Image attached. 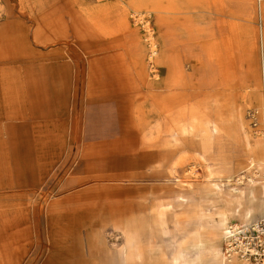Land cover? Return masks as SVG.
I'll use <instances>...</instances> for the list:
<instances>
[{"label":"rangeland","instance_id":"374dc122","mask_svg":"<svg viewBox=\"0 0 264 264\" xmlns=\"http://www.w3.org/2000/svg\"><path fill=\"white\" fill-rule=\"evenodd\" d=\"M143 1L0 0L6 109L22 112L0 114V264H183L191 241L200 264H264V0ZM69 14L100 40L128 26L57 44ZM56 47L78 68L64 106Z\"/></svg>","mask_w":264,"mask_h":264},{"label":"crops","instance_id":"0c3cea01","mask_svg":"<svg viewBox=\"0 0 264 264\" xmlns=\"http://www.w3.org/2000/svg\"><path fill=\"white\" fill-rule=\"evenodd\" d=\"M121 2L122 1L115 3L114 7L121 6ZM104 7H107V5H104ZM68 17L70 19L69 20L70 27L67 30L66 29L64 30V24L65 23L63 22L62 18L60 17L58 19V29H61V30H58L57 44L61 41V38H63L66 34H68L67 38L70 40H73L74 41L73 44L80 43L86 47L93 46V45L94 46L95 45H102V44L112 45L116 42L115 41L116 39L114 38V36H115V33L117 32V30L120 27H123V25H125L126 27L128 26L127 20L120 19L119 20V26L114 27L115 29L113 30V32L107 33V35H105L103 37L101 36V40H100V39H97L100 37V36L97 37V35H96L97 32H94V31L90 30L88 27H86L87 24L95 23V21H93V20L91 21V19H85L86 20L85 22L87 24H85V26H84L83 24L79 23V21L76 19V17L73 14H69ZM13 30H14V28H13ZM15 31H13V33L15 34L16 37L19 38L20 34H21L20 31H18L16 29H15ZM49 54H50V56H53L55 59L63 60L61 63H59L57 65L55 70L52 72V76L54 77V81L57 82V96L56 97L58 98V102L60 103V105L64 106L66 103L68 83H69V80L71 79L73 71L75 72V75H74L75 86L77 84V76H78L77 62H75L73 60V57H71L70 53H69V56L66 57L65 53L59 47H56L54 50L50 51ZM90 66H91L90 71H91V74L93 75L95 72H97V69L94 68V65L92 63ZM72 67H75V69H72ZM88 83H90V80H88ZM7 91H10V93H11V86L8 84V79L4 75L0 74V114H3V113L22 114V112L19 110L10 111V110L6 109V107L8 105V101L6 99H7L8 95H10L9 93H6ZM6 95H7V97H6ZM17 95L18 96L20 95V89H19V92ZM116 115H117L118 123H120L121 119H120V116L118 114V111H116ZM134 116H135V112H134ZM138 118H139L138 116L134 117V120H136L135 123H137V124L140 123V120ZM11 119L16 120L13 117L10 118V120ZM22 119H24V118H21V120ZM3 120H9V119L8 118L5 119V118L0 117V121H3ZM251 160L255 162L253 157L250 156L248 161H251ZM247 166H248V163L245 166V169ZM45 169H46V167L45 168L43 167L42 170L45 171ZM100 178H103V177H99V179ZM252 192H253V190H252ZM233 263L234 264H237V263L241 264L237 260H234Z\"/></svg>","mask_w":264,"mask_h":264},{"label":"bare ground","instance_id":"6f19581e","mask_svg":"<svg viewBox=\"0 0 264 264\" xmlns=\"http://www.w3.org/2000/svg\"><path fill=\"white\" fill-rule=\"evenodd\" d=\"M134 1V3H135V1H137V2H139V3H137L136 4V6L137 7H139V6H142L143 5V3H144V1L143 0H133ZM145 1H153V0H145ZM133 3V4H134ZM108 9V8H107ZM109 10V9H108ZM141 20V19H140ZM139 20V21H140ZM151 46V50H150V53H151V55H150V57H152V56H154V55H156V51H155V49H154V44H151L150 45ZM166 110V109H165ZM160 112V111H159ZM162 114V113H161ZM256 164V162H254V161H248V166L246 167V171H249L251 168H253L254 167V165ZM227 182H232L231 180H226ZM249 182H253V180L252 179H249ZM262 187H264V186H262ZM250 195H252V189L250 190ZM255 209V208H254ZM247 213H248V211H247ZM238 228L236 227V226H233V229H230V228H226V232L224 233V236H225V238H226V242L227 243H229L230 242V240H231V238L230 237H237L238 236V234H237V232H238V230H237ZM187 246L188 247H190V248H193V249H196V251H197V253H196V256H194V258L193 259H191V260H189V261H187V262H185V263H183V264H200L201 263V261H202V256H200V253H201V249H202V244H201V242H195V241H191V242H188L187 243ZM213 247V246H212ZM213 250H211V251H209V254H213L214 253V248H212ZM227 250V252L229 253L228 255H226L225 253H222L223 254V258H222V260L224 261V263H226V264H234L233 263V261L234 260H237V261H239L241 264H245V261H247V260H244V259H242V258H239V257H237L234 253H230V250L229 249H226ZM255 251V250H254ZM254 251H252V252H254ZM200 252V253H199ZM182 256V255H181ZM222 262V261H221ZM207 264V263H206Z\"/></svg>","mask_w":264,"mask_h":264},{"label":"built area","instance_id":"2783aa9c","mask_svg":"<svg viewBox=\"0 0 264 264\" xmlns=\"http://www.w3.org/2000/svg\"><path fill=\"white\" fill-rule=\"evenodd\" d=\"M248 115H249V118H250V120H251V125L254 127V128H257V124H258V117H259V111L258 110H250L249 112H248ZM262 231V229L260 230V232ZM259 243H260V246L261 247H264V241H259ZM252 251H254V250H250L249 252H250V254H253V255H257V254H259V252L258 251H254V252H252Z\"/></svg>","mask_w":264,"mask_h":264}]
</instances>
